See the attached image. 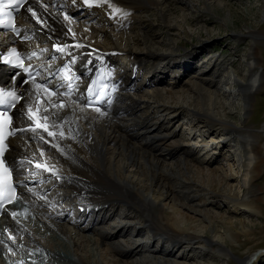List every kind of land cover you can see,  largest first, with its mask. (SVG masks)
Instances as JSON below:
<instances>
[{
	"label": "bare ground",
	"instance_id": "bare-ground-1",
	"mask_svg": "<svg viewBox=\"0 0 264 264\" xmlns=\"http://www.w3.org/2000/svg\"><path fill=\"white\" fill-rule=\"evenodd\" d=\"M185 1L191 8L192 1ZM203 3L209 11L208 3ZM58 5L62 8L57 9ZM147 8L157 11L160 30L165 29L170 36L172 26L166 23L169 8L163 0H31L23 8L19 18L23 30L49 46L50 54L43 53V65L60 63L66 74L77 75L80 81L103 64L116 91L110 104L86 109L78 88L63 94L67 84L59 75L63 70L55 76L45 73L47 84L39 78L28 85L7 78L23 94L14 115L19 131L10 138L6 155L20 181L16 201L25 206L15 210V201L1 222L19 236L25 233L26 243L38 247L40 253L7 254L16 242L5 232L0 236V264H219L231 257L232 244L253 230L243 219L226 223L201 207L207 206L208 198L210 204L227 203L235 212L259 214L264 207L257 184L264 160V120L261 127L253 129L247 120L240 119L241 124L235 125L230 118L233 107L246 114L254 94L264 86L257 47L263 34L246 25L229 35L233 44L244 37L253 40L249 51L241 54L246 67L242 78L237 74L239 68L236 72L225 70L228 63L234 65L230 59L210 68L198 67L185 82L186 90H167L172 98L175 93L188 94L189 110L182 113L172 107L177 105L175 99L169 106L163 104L166 94L157 84L174 87L178 82L172 74L180 70L188 74L192 66L187 63L188 56L204 51L208 44H198L182 56L153 51L167 39L157 32L149 34L152 22ZM73 13L100 25L111 23L117 30H140L142 33L135 36L123 33L119 44L147 49L138 53L110 42L102 47L100 37L112 36L106 30L88 28L86 23L75 27L70 17ZM219 23L233 25L228 17ZM4 38L0 36V41ZM54 42L60 50L51 49ZM36 45L40 44L30 42L25 48ZM118 51H122L124 61ZM54 57L57 62L49 64ZM147 65L151 73L145 75ZM206 72L209 75L202 76ZM6 76L0 67V79ZM144 88L152 105L138 93ZM171 121H184L192 134L201 128L202 136L209 132L220 135L210 137L213 148L200 159L194 148L180 146L179 134L168 128ZM202 144L209 148V144ZM170 152L178 153L171 162L167 159ZM220 158L236 165V183L212 170L210 188L206 189L201 184L205 172L198 163ZM30 168L41 173L42 185L36 183ZM168 202L174 205L171 212L166 209ZM195 213L205 219L201 230L196 227L199 219ZM62 219L73 225L75 236ZM80 231H90L95 237ZM41 255L49 258V263L30 258L40 259ZM253 262L241 259L240 264Z\"/></svg>",
	"mask_w": 264,
	"mask_h": 264
},
{
	"label": "rangeland",
	"instance_id": "rangeland-1",
	"mask_svg": "<svg viewBox=\"0 0 264 264\" xmlns=\"http://www.w3.org/2000/svg\"><path fill=\"white\" fill-rule=\"evenodd\" d=\"M191 8H188V5L186 4L185 0H163V4H166L167 11V20L166 23L171 25L170 29V36L166 35L165 29H161V22L159 21L158 15L155 13L157 12L155 9L147 8V12L150 15L151 22L149 24V34H153L157 32L158 36H166V43L164 44H156L153 47V51L157 50V52L160 51V53H173L176 55H183V53H186L194 49L195 46L202 43H207L208 47L204 49V51L198 52L194 55L188 56L187 58L188 62L192 64V66L189 69V73L184 75L183 70L177 71L172 74L173 77H175L178 83H175L174 87H171V85H166V83L161 82L158 85V87L164 92V94L167 95V90L173 89L174 91H183L187 89V86L185 85V82L190 79L191 76H194L197 73L198 67H205L208 66L209 68L213 65H218L219 63H222L224 60H232L234 61V65L228 63L226 65V71L229 72H236V70L239 68L238 77L242 78V74L244 70H246V67H244L245 60L243 59V52L249 51L253 40H251L249 37H244L243 39L234 42L229 37V35L233 34L235 30L243 29L246 25L250 26L251 29L254 31H260L262 32L263 36V42L259 43L257 45L258 51H259V61H260V69L264 72V8L263 0H191ZM203 2L208 3L210 6L209 11H205V4ZM197 5V6H196ZM146 12V11H145ZM152 12V13H151ZM207 14L206 16H202V14ZM227 13V14H226ZM229 15V16H227ZM224 16V17H223ZM206 17V18H205ZM228 17V19L231 20L233 25L227 24L221 25L219 23V19ZM78 20V21H77ZM88 28L97 29V30H106L110 36L109 38H106L105 36H101L100 40L102 41L101 46H109L108 43L110 42V45L117 44L119 48L127 49L131 48L133 51H137L140 53L141 51L147 49V47L140 45L139 46H131L126 47L123 44H119V36L123 33H127L128 35L135 36L137 33H142V31L137 30L135 28H128L126 30H116L114 27L111 26V23L100 25L98 22H91L87 23L84 20V17L77 18L75 20V27H77L79 24H85ZM122 29V28H119ZM139 31V32H138ZM233 32V33H232ZM157 36V35H156ZM103 37V39H101ZM115 37V38H114ZM170 37V38H169ZM112 43V44H111ZM263 43V44H262ZM107 44V45H106ZM235 46V49H233L232 46ZM151 47V46H150ZM181 47V48H179ZM177 48V50H175ZM151 49V48H150ZM184 49H186L184 51ZM241 53H239V52ZM122 52V51H121ZM121 60H124L123 57H121ZM241 64V65H240ZM150 66V64H149ZM147 65V70L145 72V75H148L151 73L150 67ZM240 66V67H239ZM226 71H222V73ZM179 72V73H178ZM242 72V74H241ZM209 73L206 72L202 76L206 77ZM199 76V73L197 74ZM183 78V82H179V79ZM172 80V77H170ZM174 79V78H173ZM174 81V80H173ZM164 83V84H163ZM155 85V86H157ZM154 87L149 88L148 90L151 91V89ZM145 89V88H144ZM142 90L138 92L143 100L148 101L150 105H152L151 100H148L146 90ZM134 92V91H133ZM146 94V95H145ZM162 97V102L165 106H169L170 103L173 104L172 100L175 99L177 101V105L173 104V108L176 110L181 111L182 113H185L189 110V106L187 103V93H175L173 94V98L170 96ZM172 98V99H171ZM232 114H230V118L232 122L235 125L241 124V120H247L250 126L253 129H256L258 127L262 126L263 120H264V86L262 89L258 90L254 96L253 100L251 102V106L249 110L244 114L241 110H239L238 107L231 108ZM242 115V116H241ZM167 116V115H166ZM183 117V116H182ZM168 128L170 130H174L176 133L179 134V137H177L180 140V146L185 148H194L195 152L199 156L200 159H204L206 157L205 152L208 149H211V136H213L214 132L207 133L206 136H202L203 129L200 128L198 134H192L191 133V127L188 126L184 121L183 122H175L171 121L168 123ZM220 135L219 133H216V137ZM210 138V139H209ZM204 143L209 144V148H206L202 146ZM213 144V143H212ZM213 148V147H212ZM178 154L177 152H170L167 154V159L171 162ZM204 156V157H203ZM232 162L225 159H219V160H213L209 162H199L198 165L204 169L205 172V180L201 182V184L204 186V188L209 189L210 185L208 184V179L213 176V174H210L212 170H217L216 173L218 177L222 178L223 176H228V181L232 184L236 183L237 179V170L235 169L236 165H232ZM264 160L261 164V178H258V187L261 189L262 196L264 197ZM234 166V167H233ZM237 168V167H236ZM197 167L193 168V170L196 171ZM210 174V175H209ZM232 175V176H231ZM39 176V175H37ZM217 177V179H219ZM260 179V180H259ZM41 183V182H40ZM47 183V181H46ZM49 183V182H48ZM189 201L190 204H195L194 201H190L189 199H186ZM197 201L201 200V197H197ZM207 206L201 207V209H207L209 214L217 218V220L224 221L226 223H232L239 219H243L247 222V224L253 228V232L251 231L248 236H241L239 242L233 243V249H232V255L231 257L224 258L223 260L219 261V264H240L241 259H248L251 258L254 260L253 264H264V207L262 208V212L259 214H254L249 211H241V212H235L231 211L230 206L227 203H211V199H207ZM166 209L168 211H172L174 209V205L172 202H168ZM243 212V213H242ZM238 213V214H237ZM194 214V213H193ZM196 214V213H195ZM197 217V222L199 221V225H197V229L201 230L203 228V225L205 224L203 217L199 215H195ZM121 220H125V216L122 217ZM201 221V222H200ZM196 222V221H195ZM62 223L65 226L67 230H69V233L73 236H75L76 229L73 227V225L67 221L66 219H62ZM109 223V221H108ZM109 225V224H108ZM81 232V231H80ZM83 234H86L88 237H95V235L90 232H81ZM11 241L17 242L15 237L17 234H13L12 232L9 233ZM48 235V234H46ZM5 236V234L3 235ZM8 236V237H9ZM9 237V238H10ZM18 237V236H17ZM20 237L25 238V233H20ZM247 237V238H246ZM249 237V239H248ZM248 239V240H247ZM61 240V239H60ZM21 241V240H20ZM145 243H149V241H144ZM237 246V247H236ZM27 248V249H26ZM29 248L28 244H17L13 250L10 251V254L15 251L16 253L22 251L23 253L27 252ZM19 249V250H18ZM34 249V248H33ZM92 249V248H91ZM22 255V254H21ZM4 256V254H3ZM13 256V255H12ZM242 257V258H241ZM49 260V259H48ZM222 262V263H221Z\"/></svg>",
	"mask_w": 264,
	"mask_h": 264
},
{
	"label": "snow or ice",
	"instance_id": "snow-or-ice-1",
	"mask_svg": "<svg viewBox=\"0 0 264 264\" xmlns=\"http://www.w3.org/2000/svg\"><path fill=\"white\" fill-rule=\"evenodd\" d=\"M16 3L19 4V3H22V0H16ZM8 5H5V7H7ZM18 10V9H17Z\"/></svg>",
	"mask_w": 264,
	"mask_h": 264
}]
</instances>
